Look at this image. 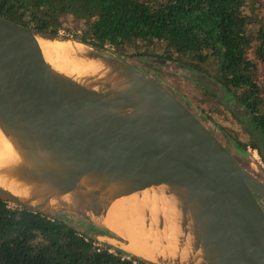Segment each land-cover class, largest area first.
<instances>
[{"label": "water", "instance_id": "95a60500", "mask_svg": "<svg viewBox=\"0 0 264 264\" xmlns=\"http://www.w3.org/2000/svg\"><path fill=\"white\" fill-rule=\"evenodd\" d=\"M38 37L82 44L109 75L86 85L55 70ZM0 131L41 184L27 198L0 184L9 204L79 214L106 228L100 221L114 200L151 191L176 211L183 243L174 256L151 260L108 228L116 237L75 228L157 264H264V181L173 93L107 50L0 16ZM0 166L5 176L16 167Z\"/></svg>", "mask_w": 264, "mask_h": 264}, {"label": "trees", "instance_id": "16d2710c", "mask_svg": "<svg viewBox=\"0 0 264 264\" xmlns=\"http://www.w3.org/2000/svg\"><path fill=\"white\" fill-rule=\"evenodd\" d=\"M263 10L264 0H0V16L36 30L109 53L143 56L163 45L162 58L209 71L258 134L257 144L231 137L234 149L256 148L264 162ZM67 215L0 199V264H157L79 231L116 237L79 214L80 225H72Z\"/></svg>", "mask_w": 264, "mask_h": 264}, {"label": "bare ground", "instance_id": "6f19581e", "mask_svg": "<svg viewBox=\"0 0 264 264\" xmlns=\"http://www.w3.org/2000/svg\"><path fill=\"white\" fill-rule=\"evenodd\" d=\"M46 61L57 71L76 81L90 85L91 78L98 74L109 75V69L101 62L86 58V48L72 41L48 40L38 37ZM0 160L7 165H16L9 176L0 169V184L8 187L22 198L34 192L40 184L27 172L24 159L11 141L0 131ZM2 167V166H0ZM41 185V184H40ZM149 208V217L143 211ZM166 214L160 224L158 215ZM176 211L164 196L143 191L114 200L101 219V224L124 239V246L130 252L155 260L158 257L174 256L183 241L179 238L175 225ZM160 217V216H159ZM186 241L181 254H186ZM186 256V255H185ZM183 257V256H182Z\"/></svg>", "mask_w": 264, "mask_h": 264}, {"label": "rangeland", "instance_id": "374dc122", "mask_svg": "<svg viewBox=\"0 0 264 264\" xmlns=\"http://www.w3.org/2000/svg\"><path fill=\"white\" fill-rule=\"evenodd\" d=\"M117 52L134 56V61L144 73L156 79L182 101L245 168L264 181V162L258 149L248 146L246 155H240L230 141L231 137H236L242 142L257 144L258 134L249 125L243 107L226 96L223 88L209 75V71L191 70L175 61H172L173 63L167 62L168 60L161 61L163 45H153L147 55L143 56L126 50ZM109 54L114 55L115 52ZM259 76L263 81V66H260ZM253 149L256 150L257 158L253 154ZM262 207L264 208V203ZM68 214L72 225H80L82 218L78 214ZM118 239L123 241L119 237Z\"/></svg>", "mask_w": 264, "mask_h": 264}, {"label": "flooded vegetation", "instance_id": "af4514ba", "mask_svg": "<svg viewBox=\"0 0 264 264\" xmlns=\"http://www.w3.org/2000/svg\"><path fill=\"white\" fill-rule=\"evenodd\" d=\"M114 56L117 57L118 59H120V60H122V61H124V62H126V63H128V64H130L131 66H133V67H135V68H137V69L143 71L142 68H141V67H138V65H137L136 62L134 61V59H133L134 56L123 55V54H121L120 52H115ZM132 60H133L134 62H133ZM157 60H158V59H157ZM166 60H168V59H165V58H162V59H161V61H166ZM167 62H169V63H173V62L170 61V60H168ZM258 198H259V197H258ZM92 224H93V223H92ZM93 225H95V224H93ZM95 227H97L98 229H103V228L98 227L97 225H95Z\"/></svg>", "mask_w": 264, "mask_h": 264}, {"label": "built area", "instance_id": "2783aa9c", "mask_svg": "<svg viewBox=\"0 0 264 264\" xmlns=\"http://www.w3.org/2000/svg\"><path fill=\"white\" fill-rule=\"evenodd\" d=\"M253 154H254V156L256 157L257 155H256V150L255 149H253ZM257 158V157H256Z\"/></svg>", "mask_w": 264, "mask_h": 264}]
</instances>
